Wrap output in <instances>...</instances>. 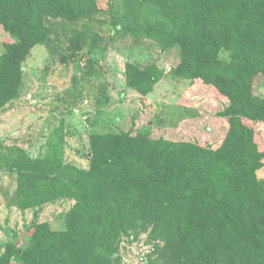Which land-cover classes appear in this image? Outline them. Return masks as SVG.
<instances>
[{"label":"trees","instance_id":"obj_1","mask_svg":"<svg viewBox=\"0 0 264 264\" xmlns=\"http://www.w3.org/2000/svg\"><path fill=\"white\" fill-rule=\"evenodd\" d=\"M140 1L157 2L169 19L175 12V32L150 33L178 46L179 78L221 103L216 125L203 141L154 137L136 127L93 133L88 169L59 155L6 156L7 170L17 174L16 206L40 207L65 196L76 204L64 229L38 222L37 213L23 248L9 230L0 264H120V238L148 228L159 243L145 264H264V180L258 175L264 95L255 91V80H264V0ZM64 5L67 0H0V27L8 34L0 54V112L19 93L24 62L53 32L46 14L60 16ZM160 77L157 67L127 63L129 87L144 96ZM198 116L182 121L196 129ZM4 147L0 141V153Z\"/></svg>","mask_w":264,"mask_h":264},{"label":"rangeland","instance_id":"obj_2","mask_svg":"<svg viewBox=\"0 0 264 264\" xmlns=\"http://www.w3.org/2000/svg\"><path fill=\"white\" fill-rule=\"evenodd\" d=\"M157 2L140 0H67L63 13L45 17L53 29L47 43L33 49L23 64V80L17 97L0 112V257L17 232L16 243L28 244L29 229L37 221L64 229L67 213L76 204L71 197L40 207L14 204L17 174L6 168L5 157L25 151L32 158L60 156L65 163L88 169L93 133H121L136 127L154 137L200 139L220 102L203 93V86L175 74L180 61L178 46L153 28L176 30ZM53 13V14H52ZM154 33V32H153ZM8 34L0 27V54ZM228 59L230 53L222 51ZM127 63L139 68L157 67L160 79L147 95L129 87ZM255 91L264 95V80H255ZM196 129L184 118L197 116ZM192 125V124H191ZM205 133V134H204ZM9 149V150H8ZM264 180V167L259 170ZM151 228L124 234L119 240L120 264H145L155 256L159 240ZM14 264H22L18 259Z\"/></svg>","mask_w":264,"mask_h":264}]
</instances>
